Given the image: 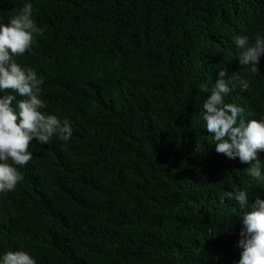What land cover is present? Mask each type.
<instances>
[{
    "label": "trees",
    "instance_id": "trees-1",
    "mask_svg": "<svg viewBox=\"0 0 264 264\" xmlns=\"http://www.w3.org/2000/svg\"><path fill=\"white\" fill-rule=\"evenodd\" d=\"M26 0H0V22ZM42 29L15 57L44 84V112L70 141L32 142L14 191L0 194V253L36 264H234L242 228L222 190L264 185L211 145L197 113L217 73L225 98L264 116V55L249 74L232 37L264 35V0H31ZM20 99V97H17ZM264 172V151L258 153Z\"/></svg>",
    "mask_w": 264,
    "mask_h": 264
},
{
    "label": "clouds",
    "instance_id": "clouds-1",
    "mask_svg": "<svg viewBox=\"0 0 264 264\" xmlns=\"http://www.w3.org/2000/svg\"><path fill=\"white\" fill-rule=\"evenodd\" d=\"M42 34L33 19L31 0H26L7 23L0 22V194L15 190L21 180L18 169L32 159L28 150L32 142L44 145L55 137L67 144L73 134L66 117L43 111V78L15 59L30 52ZM232 43L237 63L246 67L249 74H256L259 58L264 55V35L257 33L250 39L248 35L236 34ZM237 84L241 89L248 87L237 72L226 78V73L219 71L210 89H200L207 95L197 119L211 135L216 153L247 165L248 176L264 185L261 160L257 158L264 151V116L246 120L241 107L225 102ZM225 201L235 202L242 224L236 243L239 258L234 264H264V199L255 195L250 203L249 192L237 188L220 192L218 203L224 205ZM0 264H36V260L25 250L7 251L0 253Z\"/></svg>",
    "mask_w": 264,
    "mask_h": 264
}]
</instances>
